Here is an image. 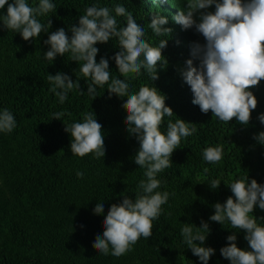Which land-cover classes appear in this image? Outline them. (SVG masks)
<instances>
[{"label":"trees","instance_id":"obj_1","mask_svg":"<svg viewBox=\"0 0 264 264\" xmlns=\"http://www.w3.org/2000/svg\"><path fill=\"white\" fill-rule=\"evenodd\" d=\"M53 2L57 8L49 17V33L63 27L70 36L69 26L78 24L86 6L97 0ZM117 3L144 24L146 39L153 46L160 39H168L162 50L167 64L161 69L158 62V79L151 82L146 74L135 77L134 90L148 84L167 97L165 103L174 115L164 118L162 130L169 120L175 122L177 118L195 123L198 130L182 139L171 155L172 166L158 175L164 181L161 190L175 195L170 196L162 206L164 212L153 221L151 237H141L132 251L121 257L100 254L92 242L96 233L104 230V215L111 204L122 199L120 194L134 196L143 178V170L133 161L139 144L126 130L124 98L115 94L109 98L107 89L98 88L101 95L93 100L72 92L68 101L59 104L48 91L47 76L63 72L75 81L79 75L77 62L65 54L48 65L43 60L48 50L43 43L47 33H41L36 41H24L19 33L0 30V108L11 110L17 121L12 133H0V264H201L180 235L182 223L199 227L201 219L208 222L211 230L204 246L216 250L209 264H229L220 248L226 245V237L238 230L231 229L227 221L222 226L208 217L214 213L212 205L232 195L224 181L247 175L249 181L264 183V145L254 139L264 131L257 118L264 113V80L250 89L257 107L247 125L235 117L228 123L219 121L210 110L201 113L192 104V92L179 70L190 58L189 45L203 43L204 38L193 29L181 30L172 20L178 9L185 7L182 0H165L160 5L161 15L169 20L165 27L171 32L169 37L159 38L147 29L151 22L149 10H157L153 0H99L98 6L111 8ZM209 10L214 11V6ZM117 19L121 26L126 24L123 17ZM114 44L110 40L96 45L97 62L101 56L110 57L119 50ZM109 67L117 78H125L118 73L114 61H109ZM79 82L86 92L83 77ZM58 111L70 115L62 120L51 118V113ZM91 111L102 125L104 136L105 156L99 160L91 154L83 158L72 155L71 137L64 131L65 124L80 121ZM217 144L223 145V159L218 164L203 161L202 150ZM76 171H83L84 177L77 178ZM211 179H221L217 189L208 184ZM101 199L106 201L105 212L93 214L92 209ZM253 215L264 217V210L254 209ZM236 243L241 249L248 248L242 230L237 232Z\"/></svg>","mask_w":264,"mask_h":264},{"label":"clouds","instance_id":"obj_2","mask_svg":"<svg viewBox=\"0 0 264 264\" xmlns=\"http://www.w3.org/2000/svg\"><path fill=\"white\" fill-rule=\"evenodd\" d=\"M164 2L153 0L157 10H149L151 22L147 29L158 38L169 37L171 32V28L165 27L168 17L160 12ZM182 3L185 7L179 8L172 20L181 30L193 29L204 38L203 43L196 41L189 45L190 58L179 70L192 92V104L203 114L210 110L219 121L228 123L235 117L237 122L247 125L252 110L257 107V99L250 89L264 80V0H182ZM98 4L99 0L86 6L78 24L69 26V36L63 27L49 33L52 26L49 17L57 8L53 0H0V30L19 33L24 41H36L41 33H47L43 43L48 50L43 53V60L48 65L65 54L70 61L77 62L79 75L75 70V81L63 72L47 76L48 91L59 104L68 101L72 92L93 100L101 95L98 88L107 89L109 98L113 94L124 98L126 130L139 144L133 161L143 170V178L138 181L134 196L120 194L122 199L110 205L104 215V230L98 231L92 242L100 254L121 257L132 251L141 237L148 239L153 235V221L164 212L162 206L168 203L170 196L175 195L161 190L164 181L158 175L172 166L171 155L180 147L182 139L193 136L198 130L195 123L180 118L175 122L169 120L162 130L164 118L174 115L165 103L167 97L154 86L144 84L134 90L132 84V80L142 74L151 82L158 79V62L161 69L167 64L162 50L168 39H160L158 45L153 46L146 39L144 24L137 22L123 4L117 3L111 8ZM212 6L214 11L209 10ZM117 17H123L126 24L121 26ZM42 18L46 20L42 22ZM110 40L115 41L119 50L110 57L101 56L97 62L99 48L96 45ZM110 60L124 79L112 74ZM81 77L87 84L86 92L81 90ZM65 115L70 113L53 112L51 118L62 120ZM257 118L264 125V113ZM16 127L13 112L0 108V133L10 134ZM64 131L70 134L72 155L83 158L91 154L97 160L105 156L102 125L92 111L85 113L80 121L65 124ZM254 139L264 145V131ZM223 157V145L202 150L206 163L218 164ZM204 171L207 173L208 169ZM75 175L82 179L84 172L76 171ZM208 184L217 189L221 179H211ZM224 184L232 195L223 203L212 205L214 213L208 220L222 226L227 221L231 229L238 231L226 237L227 243L220 248V254L229 264H264V217L253 215L254 209L264 210V183L255 179L249 181L247 175H241ZM105 207L106 201L101 199L92 212L103 214ZM182 225V242L201 264H209L216 250L204 246L211 231L208 222L201 219L199 227L189 223ZM241 230L248 244L246 249L236 243L237 232Z\"/></svg>","mask_w":264,"mask_h":264}]
</instances>
